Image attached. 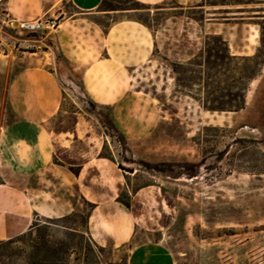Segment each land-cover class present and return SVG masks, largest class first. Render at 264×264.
I'll return each mask as SVG.
<instances>
[{
  "label": "rangeland",
  "instance_id": "obj_1",
  "mask_svg": "<svg viewBox=\"0 0 264 264\" xmlns=\"http://www.w3.org/2000/svg\"><path fill=\"white\" fill-rule=\"evenodd\" d=\"M40 1L0 0V133L17 121L7 98L11 80L35 64V52L46 50L54 42L44 30L29 33L18 28L14 20L20 19L18 24L40 20L45 31L52 32L63 17L75 13L72 4L64 0L57 3L52 13L44 14ZM225 3L236 5L241 0L208 2ZM104 8L118 12L96 16L95 21L102 27L107 28L122 17L133 18L151 27L161 45V51H155L149 62L131 73L133 89L158 101L162 115L159 129L141 143L140 152H131L129 143L114 129L111 108L95 104L83 92L82 71H75L58 51L52 57L64 68L63 106L67 114L51 120L49 125L57 130L70 129L78 117L73 113H80V121L90 124L87 136L94 140L91 144L104 142L101 155L111 156L122 168L133 171L127 174V184L133 191L147 184L163 186L164 206L169 214L164 218V233L177 264H264V66L249 85L243 110L205 111L198 101L205 91L198 86L197 73L193 71L197 69L187 65L204 48L205 32L190 36L193 21L167 20L163 15L150 17L142 11L144 6L134 0H106ZM202 12L186 11V15L200 21L204 19ZM27 17L32 19L26 20ZM183 22L187 32L180 37L176 29L182 28ZM255 23L261 29L258 44L264 56V19ZM191 53H196L195 57L187 60ZM46 57L49 64L43 68L54 71L57 67L50 65L52 57ZM86 149L87 145L79 150ZM9 182L25 183L0 160V185ZM120 198L131 200L125 191ZM87 210L81 202L77 210L81 216L66 222L35 217L33 225L38 227L33 228L32 235L15 244L0 245V264H32L37 245L42 248L40 258L50 257L45 248L59 241L79 250L78 240L66 238L63 226L79 228ZM102 248L101 264H126L128 248ZM75 257H71L70 264H82L75 262Z\"/></svg>",
  "mask_w": 264,
  "mask_h": 264
},
{
  "label": "crops",
  "instance_id": "obj_2",
  "mask_svg": "<svg viewBox=\"0 0 264 264\" xmlns=\"http://www.w3.org/2000/svg\"><path fill=\"white\" fill-rule=\"evenodd\" d=\"M61 1L41 0V10L52 13ZM67 1L75 13L63 17L52 32L43 31L53 44L35 52V64L17 74L8 87V102L17 121L0 133V160L25 183L0 185V240L25 234L35 217L60 219L77 212L81 202H88L95 209L87 236L97 245L118 251L128 248L127 264H177L164 233V218L169 214L163 186L147 184L133 191L127 184L128 172L119 162L101 156L104 142L91 144L94 140L87 136L90 124L80 121V113H73L78 117L70 129L49 125L67 114L64 68L52 57L58 51L75 71H82L83 92L95 104L111 108L112 123L131 152H140L141 143L159 129L162 115L153 96L133 89L131 73L149 62L155 51H161V45L154 30L139 20L122 17L107 28L98 24L96 16L118 12L105 9L106 0ZM134 1L150 17L193 21L190 36L204 32L222 36L232 56L253 57L259 51L261 29L255 21L264 19V0H241L236 5L208 4L219 0ZM196 10L204 11L203 20L187 17L186 11ZM14 22L18 25L21 20ZM186 32L183 22L176 33L181 37ZM195 55L191 53L187 60ZM46 56L52 57L54 71L43 68L49 64ZM85 145L88 149L79 150ZM123 191L131 197L130 208L119 201Z\"/></svg>",
  "mask_w": 264,
  "mask_h": 264
},
{
  "label": "trees",
  "instance_id": "obj_3",
  "mask_svg": "<svg viewBox=\"0 0 264 264\" xmlns=\"http://www.w3.org/2000/svg\"><path fill=\"white\" fill-rule=\"evenodd\" d=\"M210 42L213 44L212 46ZM261 44L264 47L263 39H261ZM187 65L197 69L193 71L197 73L198 86L202 87L205 91L204 95L198 101L205 111L213 113L239 112L245 108L246 94L250 83L260 74L264 66V56L261 55L260 49L253 57L232 56L229 46L222 36L207 35L205 37L204 48ZM210 71H214L215 74L212 75ZM213 78L215 79L213 80ZM114 129L119 134L115 127ZM121 137L124 139L123 136ZM101 156L114 161V158L111 156H105L103 154ZM120 168L126 172L133 173V171L122 168L121 165ZM119 201L127 208H130V198L127 200L120 198ZM85 205H87L88 210L79 228L63 226L66 231L64 232L66 238L69 237L78 240L79 250L69 246L66 241H59L53 244L50 241L49 243L52 244V247L45 248L47 249V253H51L50 257L43 256L40 258L39 255L42 252V248L37 245L35 247L37 248V257L32 264H70L71 257L74 254L76 255L75 262H82V264H101L99 256L102 254L103 248L99 247L87 236L89 218L95 206L88 202H85ZM79 216L81 215L74 212L68 216L52 221L56 223L66 222L74 220ZM35 227H38V225H32L28 232L12 240H7V242L0 240V245L15 244L22 241L27 235L33 234L31 232ZM93 245L97 248V251Z\"/></svg>",
  "mask_w": 264,
  "mask_h": 264
},
{
  "label": "built area",
  "instance_id": "obj_4",
  "mask_svg": "<svg viewBox=\"0 0 264 264\" xmlns=\"http://www.w3.org/2000/svg\"><path fill=\"white\" fill-rule=\"evenodd\" d=\"M14 22L11 23V26L13 27ZM18 28H22L24 30H26L29 33H37L39 31H43L45 30V25L42 21L37 20L34 22H27V23H22V24H18ZM2 38V34L0 31V40Z\"/></svg>",
  "mask_w": 264,
  "mask_h": 264
}]
</instances>
